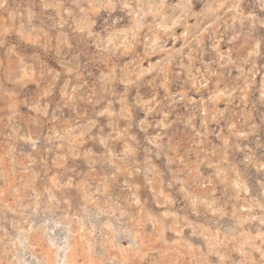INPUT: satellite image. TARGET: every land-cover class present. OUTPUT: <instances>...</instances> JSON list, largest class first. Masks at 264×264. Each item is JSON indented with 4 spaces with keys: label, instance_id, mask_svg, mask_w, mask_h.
<instances>
[{
    "label": "rangeland",
    "instance_id": "1",
    "mask_svg": "<svg viewBox=\"0 0 264 264\" xmlns=\"http://www.w3.org/2000/svg\"><path fill=\"white\" fill-rule=\"evenodd\" d=\"M0 264H264V0H0Z\"/></svg>",
    "mask_w": 264,
    "mask_h": 264
},
{
    "label": "bare ground",
    "instance_id": "2",
    "mask_svg": "<svg viewBox=\"0 0 264 264\" xmlns=\"http://www.w3.org/2000/svg\"><path fill=\"white\" fill-rule=\"evenodd\" d=\"M174 4H175V3H174ZM62 251H63V250H62ZM64 253H66L65 250H64Z\"/></svg>",
    "mask_w": 264,
    "mask_h": 264
}]
</instances>
